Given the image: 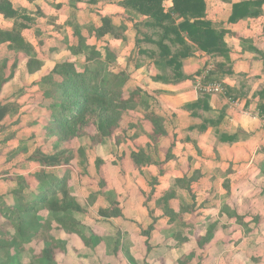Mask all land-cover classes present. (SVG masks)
Here are the masks:
<instances>
[{
  "label": "crops",
  "instance_id": "obj_1",
  "mask_svg": "<svg viewBox=\"0 0 264 264\" xmlns=\"http://www.w3.org/2000/svg\"><path fill=\"white\" fill-rule=\"evenodd\" d=\"M11 3L32 20L27 23L30 28L23 31L32 52L26 54L12 49L8 42L0 43V78L8 79L16 64L13 77L0 87V106L10 105L11 110L0 123V197H5L7 204L12 203L9 194L17 177L41 169L28 161L37 148L22 142L28 127H33L32 137L46 126L49 113L42 80L63 62L74 63L78 70L84 68L85 59L70 51L77 44L68 24L72 20L81 26L88 45L103 54L109 47L118 56L115 71L128 69L125 90L140 88L149 96L151 110L164 120L167 133L154 144L149 128L139 124L142 114L137 110L123 116L116 132L119 144L114 138L95 148L86 140L87 172L82 168L73 171L71 165L67 168L72 172V194L84 209L75 213V218L94 242L87 247L79 236L59 232L56 238L67 242V252L57 256V263L183 264L188 257L185 264H264V0H205L206 19L228 32L225 42L233 72L222 80L223 95H209L211 111L187 109L201 98L196 90L199 80L214 68V59L205 53L199 51L184 61V73L191 79L163 84L153 81L157 75L153 65L128 68L135 49L134 23L126 22V41L109 36L97 40L90 34L93 26H100L101 16L122 21L125 10L120 6L78 4L73 9L69 0ZM245 3L251 11L260 10V15L230 23L234 6ZM257 3L259 8L254 6ZM164 7L169 11L173 4L166 0ZM13 27L14 22L0 14V30ZM30 60L43 65L30 72ZM227 88L232 95L227 94ZM205 121H219L217 131L211 126L204 130ZM11 135L14 137L6 140ZM221 135L228 142H221ZM231 137H236L232 143ZM42 144L41 149L50 153L52 142ZM21 146L28 152L17 154ZM140 151L150 154L153 164L132 169L128 157ZM99 156L114 162L100 174L96 170ZM172 190L177 195L170 203L178 215L175 218L162 203ZM113 203L118 204L122 216L102 217L100 211L110 209ZM42 218L51 220V215L44 213ZM212 225H216L213 237L201 247L200 240ZM41 250L42 245L31 243L24 256H33L35 261ZM6 261L0 259L1 264Z\"/></svg>",
  "mask_w": 264,
  "mask_h": 264
},
{
  "label": "trees",
  "instance_id": "obj_2",
  "mask_svg": "<svg viewBox=\"0 0 264 264\" xmlns=\"http://www.w3.org/2000/svg\"><path fill=\"white\" fill-rule=\"evenodd\" d=\"M69 1L73 9L78 4L95 6L100 3L116 4L123 8L125 15L122 21L101 16L100 26H93L89 32L97 40L109 36L126 41V22L134 23L135 49L128 59V68L132 66L140 69L153 65L157 71V75L152 78L155 82L177 85L191 79L184 73V61L194 57L199 51L215 61L214 68L208 71L203 84L222 82L227 76L233 75L228 66L230 49L225 42L228 32L219 30L206 19L205 0H169L173 4L169 11L164 7L166 0ZM260 4L254 6L259 8ZM0 14L14 22L11 31L0 30V43L8 42L12 49L30 54L32 46L26 42L23 31L30 28L27 23L32 20L14 9L11 0H0ZM259 15L260 10L251 11L249 3L239 4L234 6L230 23H235L241 17ZM68 24L77 40L76 46L70 48V51L74 56L83 57L85 65L82 70H78L72 62L57 64L41 82L47 101L45 108L49 113L44 131L47 139L52 142V147L50 153L37 148L29 157L28 161L37 163L41 169L28 176L17 177L16 187L9 194L12 197L10 205L5 202V197H0V259L6 258V263L22 264L21 257L26 246L41 242L40 254L29 264H58L57 256L67 252V242L56 238L59 232L77 235L85 246H92L94 241L86 237L85 228L75 218V213H81L84 209L72 194V172L67 168L78 161L80 168L86 173L87 148L79 147L74 152L70 148L72 142L85 139L96 148L115 138V142L119 144L116 132L121 127L123 116L137 110L142 114L139 124L149 128L154 144L161 137L167 136L164 120L151 110L149 96L140 88L125 90L129 80L128 69L115 71L118 56L109 47L104 48L103 54L96 46L88 45L81 26L75 20ZM42 65L30 60L28 70H38ZM15 67L16 64L8 79L0 78V87L13 77ZM198 75L201 76L202 72ZM226 91L228 95H232L231 90L227 88ZM199 94V101L187 109L196 111L202 108L211 111L209 95L204 92ZM263 97L264 91L261 92V98ZM10 113V105L0 106V123ZM208 126L217 131L219 121H205L204 130ZM13 137L11 135L6 140ZM235 140L236 137H231L230 142ZM220 141L228 142L223 135L220 136ZM27 152L28 148L21 146L17 154ZM125 158L123 156L120 159L122 166ZM128 160L135 170L153 164L150 154L143 151L132 152ZM113 164L114 162L97 157V173L106 172ZM104 183L101 180L99 185L103 186ZM176 197V191L172 190L162 200L166 212L172 218L178 216L170 209V203ZM44 213L50 214L51 220L47 218L43 222ZM100 215L110 219L120 217L122 213L118 204L113 203L110 209L100 211ZM54 223L57 224L55 231L52 228ZM215 226L208 227L206 235L200 240L201 247L210 242ZM187 258L181 263L185 264Z\"/></svg>",
  "mask_w": 264,
  "mask_h": 264
},
{
  "label": "rangeland",
  "instance_id": "obj_3",
  "mask_svg": "<svg viewBox=\"0 0 264 264\" xmlns=\"http://www.w3.org/2000/svg\"><path fill=\"white\" fill-rule=\"evenodd\" d=\"M32 130H33V127H32V129H31V127H28V129H26V132H27V135H25V137H24V140H23V142H22V144H24L25 146H27V147H29V148H33L34 150L36 149V148H41V147H44L43 146V144H42V142H44L45 141V143H46V145H47V142L49 143V140L47 139V137H46V132L43 130V131H40V132H37V134H39L38 136H36V135H33L32 137H30L31 136V132H32ZM42 132V133H41ZM30 137V138H29ZM29 138V139H28ZM28 139V140H27ZM45 145V147H47ZM85 145L87 146L88 145V143H87V141L84 139V140H76V141H74V142H72L71 143V145H70V148H72L73 149V151L74 152H76L77 150H78V148L79 147H85ZM39 146V147H38ZM77 168H80V166H79V162L78 161H75V162H73V164L71 165V169L73 170V171H76L77 172ZM78 177V176H77ZM111 182V181H110ZM46 220H47V218L45 219H43L42 218V221L43 222H46ZM55 227L57 228V224H53V231H55ZM54 234V233H53ZM36 246H40V245H42V243L41 242H38L37 244H35ZM25 253L22 255V257H21V262H22V264H29L30 262L31 263H33L34 262V258H33V256H29L27 259L25 258ZM6 264H13V263H11V262H9V263H6Z\"/></svg>",
  "mask_w": 264,
  "mask_h": 264
},
{
  "label": "built area",
  "instance_id": "obj_4",
  "mask_svg": "<svg viewBox=\"0 0 264 264\" xmlns=\"http://www.w3.org/2000/svg\"><path fill=\"white\" fill-rule=\"evenodd\" d=\"M212 70V66L208 69V71ZM206 72V74L208 73ZM206 75H204L205 78ZM200 79L198 82V85L196 87V90L198 92H204L208 95H223L225 93V85L223 82H217V83H209V84H203V80Z\"/></svg>",
  "mask_w": 264,
  "mask_h": 264
}]
</instances>
